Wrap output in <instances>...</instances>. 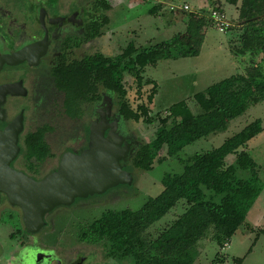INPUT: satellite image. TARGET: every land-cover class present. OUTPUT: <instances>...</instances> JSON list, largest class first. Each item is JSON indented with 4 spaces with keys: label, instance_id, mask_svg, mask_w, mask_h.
Segmentation results:
<instances>
[{
    "label": "trees",
    "instance_id": "1",
    "mask_svg": "<svg viewBox=\"0 0 264 264\" xmlns=\"http://www.w3.org/2000/svg\"><path fill=\"white\" fill-rule=\"evenodd\" d=\"M86 1H91L92 5L86 27L87 37L82 42L103 34L109 23L105 12L111 10L107 0ZM226 1L239 13L228 29L238 27L242 32L240 48L232 50L236 56H249L250 66L245 74H234L217 82L204 92L173 104L164 112L165 117L158 116L153 139L138 143L127 162L126 169L132 174L135 170H153L163 161L160 153L164 149L168 157H178L186 146L224 132L250 107L264 103V0ZM220 7L213 10L224 14ZM161 8L157 5L150 13L156 15ZM197 14L188 15L196 17ZM214 24L212 19L205 23L206 26ZM198 55L192 33H179L167 41L147 47H137L131 42L116 56L95 53L71 63L62 62L54 71L55 84L65 93L64 107L71 117L84 114L85 103L99 101L100 90H109L115 96L118 111L127 121L153 125L150 106L158 94L159 85L152 79H145L146 68L156 66L164 59ZM258 58L261 59L257 63ZM127 76L134 80L139 95L145 86H153L147 103L139 104L136 109L128 101ZM190 102L197 105L198 112L192 111ZM50 130L49 126H44L28 135V158L41 161L49 155L44 133ZM263 130L261 120H255L219 148L181 158L183 172L166 176L162 180L164 191L159 196L149 199L138 211L111 210L88 222L81 229L80 241L100 247L105 259L119 264H195L200 255L201 241L209 240L220 249L224 248L239 228L247 224V216L262 192L258 165L247 146ZM231 154L236 156V165L226 163ZM238 170L251 172V177L239 178ZM181 201L186 204L185 211L155 238L149 237L146 234L148 230ZM221 257L217 253V264L226 262L225 255ZM234 263L242 264L243 259H236Z\"/></svg>",
    "mask_w": 264,
    "mask_h": 264
},
{
    "label": "rangeland",
    "instance_id": "2",
    "mask_svg": "<svg viewBox=\"0 0 264 264\" xmlns=\"http://www.w3.org/2000/svg\"><path fill=\"white\" fill-rule=\"evenodd\" d=\"M58 1H60V7L65 10L74 5L81 6L86 2V0ZM107 1L111 5V10L105 12L109 23L104 27L100 37L83 46L82 53L75 54L76 58L81 59L82 55H92L96 52L106 56H116L122 53L131 42H134L137 47H147L167 41L179 33H192L194 45L199 51L197 57L164 59L156 66L146 68L145 79H152L158 83L159 91L150 106L151 116L154 118L153 125H146L142 121L139 123L127 121L128 132L135 136L139 143L153 139L158 126V116L165 117L164 112L173 104L188 100L234 74H245L247 67L250 66L249 56L241 63L242 57L236 56L232 50L240 48L239 39L242 33L240 28L221 32L215 24L214 26L205 25L206 21L212 19L211 11L220 5L226 18L231 21L230 23L236 21L239 13L236 7L227 3L226 0ZM8 5V1L0 0V9ZM157 5H161L162 8L156 15H152L150 10ZM185 5L190 7L189 11L182 9ZM194 12L198 13L196 17L188 15ZM2 13L0 10V18L3 16ZM11 30L12 28L9 27L8 32ZM1 33L0 41L3 39ZM260 59H257V63ZM125 83L129 90L128 101L132 108L136 109L139 104L147 103V96L151 93L153 86H145L142 95H139L131 77L127 76ZM190 107L193 112H198L195 103L190 102ZM58 111L53 114L46 113L38 118L30 116L27 129L35 130L45 123L53 125L57 132L55 131L48 137L49 142L53 144L55 136H60L61 128L65 126L62 109L58 108ZM255 120H261L264 129V103L250 107L244 115L233 120L224 132L186 146L178 157H168L164 149L160 153L163 161L148 172L135 170L134 181L131 185H120L103 194L77 199L72 206L57 211L51 217V228L53 229L50 230L52 232L50 240L55 241L57 237L62 240L61 242L65 244L68 262L76 257L78 259L84 257L82 264H119L114 260L105 259L102 249L98 246L83 242L80 245L82 227L111 210H140L149 199L159 196L164 191L162 180L166 176L183 172L184 166L180 162L181 158L187 159L196 153L219 148L226 140L241 132ZM247 148L258 165L262 186V192L247 216L246 225L248 227L244 225L239 228L230 244L222 249L209 240L201 241L200 255L195 264H217V253H220V259H222L221 255H225L227 259L221 264H235L236 259H243L242 264H264V130L248 143ZM226 163L236 165V156L229 155ZM237 176L241 179H248L251 177V172L238 170ZM185 208V202L181 201L146 234L155 238L160 231L181 215ZM17 225L16 220L10 217L4 216L0 219V246L4 252L1 258H6L5 254L10 247L11 237L15 234Z\"/></svg>",
    "mask_w": 264,
    "mask_h": 264
},
{
    "label": "flooded vegetation",
    "instance_id": "3",
    "mask_svg": "<svg viewBox=\"0 0 264 264\" xmlns=\"http://www.w3.org/2000/svg\"><path fill=\"white\" fill-rule=\"evenodd\" d=\"M6 1L9 5L0 9L3 12L0 18V32L3 34L0 41V56L12 55L29 45L43 42L46 32L48 33L46 47L41 46L33 51L29 61L16 65L4 64L0 67V129L4 130L15 118L23 115V130L18 141L20 152L11 166L36 181H42L58 170L64 155L67 153L79 155L88 148L90 127L94 122L99 124L104 117L106 122H112L119 111L111 91L100 90L99 101L85 103L84 114L78 113L76 117H71L64 107L65 93L55 84L56 68L64 61L71 63L84 58L86 55L78 59L75 54L82 53V47L94 41L92 39L82 42L87 37L86 27L91 12V1H86L81 6H71L68 10L62 9L58 0ZM41 10H45L44 26L40 21ZM9 27L13 32L12 30L8 32ZM79 41L81 43L75 45ZM6 86H11L10 92L3 90ZM103 98L105 103L100 105ZM58 108L62 109L65 122L64 128H61V135L55 136V142L51 144L48 137L55 133L56 127L46 123L42 125L41 127L49 126L51 129L44 133L49 155L41 161L34 157L28 158L26 156L28 135L40 128L27 129L29 117L38 118L46 113L53 114ZM127 140L130 141L129 138ZM138 143L137 140V144L132 145L131 152L134 153ZM133 153L129 156L131 157ZM126 167L127 164H124V170L128 171ZM66 207L69 206L56 207L45 216V225L41 229L29 231L23 223L22 210L11 205L7 196L3 194L0 202V219L4 216L10 217L16 220L18 225L11 237L6 258H1L4 252L0 246V264H82L84 257L79 259L76 257L68 262L65 244L61 239L57 237L55 241L50 240L52 234L50 230L53 229L51 217Z\"/></svg>",
    "mask_w": 264,
    "mask_h": 264
},
{
    "label": "water",
    "instance_id": "4",
    "mask_svg": "<svg viewBox=\"0 0 264 264\" xmlns=\"http://www.w3.org/2000/svg\"><path fill=\"white\" fill-rule=\"evenodd\" d=\"M44 16L45 10H41L43 26ZM47 39L46 32L43 42L29 45L12 55L0 56V67L29 61L33 51L46 47ZM10 89L11 86L3 88L6 92ZM111 94L114 97L113 92ZM104 103L103 98L100 105ZM22 130V114L4 130L0 129V202L4 194L11 205L19 207L29 231L41 229L45 225V216L56 207L70 206L77 198L103 194L134 181L133 174L124 170V164L130 160L131 147L137 144V140L128 132L127 120L120 112L112 122H106L105 117L99 124L94 122L90 127L88 148L79 155H64L58 170L42 181H36L11 166L20 152L18 141Z\"/></svg>",
    "mask_w": 264,
    "mask_h": 264
},
{
    "label": "built area",
    "instance_id": "5",
    "mask_svg": "<svg viewBox=\"0 0 264 264\" xmlns=\"http://www.w3.org/2000/svg\"><path fill=\"white\" fill-rule=\"evenodd\" d=\"M182 9L184 11H189L190 7L188 5H185ZM211 18L214 21L215 26L221 32H226V30H228V28L231 26V23L227 20L226 16L218 11H213Z\"/></svg>",
    "mask_w": 264,
    "mask_h": 264
},
{
    "label": "crops",
    "instance_id": "6",
    "mask_svg": "<svg viewBox=\"0 0 264 264\" xmlns=\"http://www.w3.org/2000/svg\"><path fill=\"white\" fill-rule=\"evenodd\" d=\"M226 16V15H225ZM228 20V19H227ZM229 21V20H228ZM229 22H231V21H229ZM232 24V23H231ZM248 59V57H242L241 58V61L239 60V59H237V60H239L241 63L243 62V61H246ZM236 62H238V61H236Z\"/></svg>",
    "mask_w": 264,
    "mask_h": 264
}]
</instances>
